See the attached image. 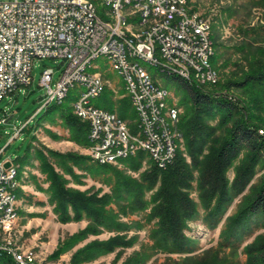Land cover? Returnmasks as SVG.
<instances>
[{
    "label": "trees",
    "instance_id": "16d2710c",
    "mask_svg": "<svg viewBox=\"0 0 264 264\" xmlns=\"http://www.w3.org/2000/svg\"><path fill=\"white\" fill-rule=\"evenodd\" d=\"M253 6L264 8V0H248L247 16ZM223 11L227 12V17L235 12L229 7ZM236 28L240 39L230 49L241 54L247 63L246 69L239 70L241 74L237 77L216 83V87L220 90L233 87L245 99L217 95L213 89L204 90L171 76L186 89V96L180 102L183 112L179 121L184 151L177 150L173 161L165 168L158 167L145 151L140 150L119 159V167L97 163L80 152H60L43 144L35 146L32 128L42 126L44 122L59 124L67 130V136L63 137L44 127L53 139L88 146L87 122L81 121L73 114L72 106L64 105L63 101L42 107L45 108L43 114L32 126L28 120L32 115L25 120L22 128L30 133V141L23 153L14 159L18 164L17 178L25 165L33 166L37 161L38 169L48 182L49 201L58 220L87 221L84 228L69 237L63 249L89 235L115 232L107 239H92L76 249L72 263L92 261L114 251L117 257L120 256L124 248L137 239L136 235L127 238L124 232L144 226L140 220L123 221L121 216L129 218L139 213H144L145 221L152 224L148 233L151 243L135 251L122 264H145L157 252L189 253L195 240L185 233V229L188 221L199 215V206L204 210L206 224L215 228L234 199L239 197L234 212L224 219L215 248L206 250L208 255L205 257L184 255L173 264H264V232L256 234L243 246V263L235 258L237 247L244 234L251 233L252 224L264 227V24L241 22ZM212 45L211 67L222 70L230 63L228 58L222 59L226 47L217 37H212ZM99 96L105 97L104 90ZM122 103L116 106L108 102L101 106L117 113L120 119H126L129 102L123 99ZM258 167L263 171L254 181ZM231 168L234 173L230 179L228 170ZM128 171L137 172L138 176L134 177ZM66 174L70 179L64 176ZM86 177L99 178L108 186V191L101 193V188L94 186L84 191L67 186L71 181L80 184ZM192 191H196L198 201L191 196ZM226 247L229 255L221 254ZM0 264L15 262L11 255L2 254Z\"/></svg>",
    "mask_w": 264,
    "mask_h": 264
},
{
    "label": "built area",
    "instance_id": "2783aa9c",
    "mask_svg": "<svg viewBox=\"0 0 264 264\" xmlns=\"http://www.w3.org/2000/svg\"><path fill=\"white\" fill-rule=\"evenodd\" d=\"M112 1L110 28H103L97 22L94 3L84 0H0V101L31 84L32 62L37 58L65 61L53 84L52 68L42 69L40 85L45 87L46 98L37 110L57 102L61 92H68L75 83L90 85V94L101 93V74L89 76V82H82L79 71L90 58L102 56V50H109L107 58L112 68L119 71L122 79L129 80V87L125 89L138 116L141 144L154 146L151 153L155 155L154 163L165 168L178 149L181 136L173 137V130H176L179 112L173 103L170 117L160 116L161 103L167 96L158 92V85L150 77L130 67V59L133 55H142L167 70H176L168 67V59H181L190 64V69H197L208 83H215L218 74L207 66L211 45L206 31L208 18L189 10L186 0ZM161 8L169 9L168 18H160ZM126 14H138L143 34L131 36L124 32L122 20H126ZM147 44L155 45L159 59H152ZM183 73L189 78V72ZM72 111L87 122L89 144L85 150L91 160L100 164L117 162L119 159L110 158L113 148H123L121 159L136 153L128 140L130 132L124 119L112 117L110 111H99L90 102L72 105ZM96 117H103L104 125H96ZM167 121H174L173 130H166ZM6 162L8 166L4 165ZM13 169H18L14 160L0 161V226L8 228H12L17 219L13 218L14 209L9 208L14 193L10 182ZM2 254L11 255L15 264H34L31 257L19 258L10 243H0Z\"/></svg>",
    "mask_w": 264,
    "mask_h": 264
},
{
    "label": "rangeland",
    "instance_id": "374dc122",
    "mask_svg": "<svg viewBox=\"0 0 264 264\" xmlns=\"http://www.w3.org/2000/svg\"><path fill=\"white\" fill-rule=\"evenodd\" d=\"M90 3H94L97 18L103 22L110 23L109 6L103 4V0H88ZM186 4L189 10H194L196 13L204 14L210 24V39L217 37V39L226 47L223 49V58H228V63L222 70H218L213 67L217 74L218 80L212 84L199 85L204 90H215L217 95L229 96V98L245 99V96L233 87L219 89L216 87V83L225 82L226 78L237 77L241 74V69H246L247 63L243 59L240 53L231 51L230 47L233 44L238 43L240 35L237 32V24L241 22H247L249 25L264 24V8L259 6H253L251 8L250 16L246 14V7L248 6V0H186ZM229 7L235 12L231 17H227V12L223 9ZM127 10H124V13ZM138 21L137 17L126 14V24L135 26ZM125 24V25H126ZM215 35V36H214ZM213 48V45H212ZM214 52V48H213ZM138 65L143 68L147 75L155 82L161 89L168 92L166 98V104L168 106L174 105L178 108L179 118L176 121L175 133H181V137L178 139V149L184 151V140L182 132L179 128L180 116L183 112L180 102H182L186 96V89L176 80L165 76L159 68L145 63L139 58H135ZM135 61V62H136ZM144 62V63H143ZM221 60L219 61V63ZM233 63H236L233 65ZM65 61L61 58L55 60L51 58H37L32 62L31 69V84L24 86L20 90L14 91L11 95L4 97L0 101V161L5 159L14 160L17 156H20L30 141V133L24 132L23 125L26 123V119L32 115L29 120V126H32L34 122L43 114L45 108H41L36 111L46 98L45 87L40 85L41 71L44 67H50L53 70L52 84L58 79L62 69L64 68ZM239 65V66H238ZM240 70V71H239ZM89 71V72H88ZM88 74L100 73L103 80V90L105 97L97 96L96 99L92 98L90 104L105 110L101 106L102 103H112L119 106L123 104L122 101L127 99L129 106L126 108L127 118L124 119L127 123L128 131L134 137H140V129L138 127V116L134 111L133 106L129 100V95L125 90L124 82L115 69L112 68L109 60L105 56H99L98 59H94L91 63V67L87 70ZM102 90V91H103ZM85 92V88L78 83H75L68 90L67 97L63 100L64 105H74L81 95ZM109 111V110H105ZM112 112V111H110ZM117 115V113L112 112ZM7 120H3V118ZM27 120V121H28ZM44 127L56 132L63 137H66L68 132L59 124H49L44 122L42 126L33 127L32 135L34 136L35 146L43 144L47 148L57 150L60 152L76 151L86 154V147H81L75 143L66 139H53L48 133L44 131ZM26 128V127H25ZM261 133L262 130L259 129ZM185 155V153H183ZM34 165H25L23 169L25 173L22 175V181L26 183L22 189L25 193L31 194V190L35 188V191L40 193L31 194V196H37L43 198V201L37 205H30L29 199L23 196L25 202L19 203L18 217L13 225V228L4 227L0 229V243H10L11 249L19 253V258L31 257L34 264H74L72 263V255L79 247L83 246L92 239L104 240L115 234L111 231H103L98 235H89L84 240L76 243L74 246L63 249L65 243L69 237L72 236L79 229L86 226V220L60 222L53 212V205L49 201V194L47 193L48 182L44 179L45 176L38 169L37 161L33 162ZM117 164L118 162L111 163ZM146 166L144 162L143 167ZM142 167V168H143ZM77 173L79 170L74 168ZM58 170V168H56ZM263 169L258 167V172L255 175L254 181L257 180L259 173ZM134 177L138 176L137 172L128 171ZM232 168L228 170V176L231 179L233 176ZM70 179L69 175H64ZM37 177V178H36ZM28 183V184H27ZM34 183L35 186L32 184ZM67 186H71L78 190L84 191L90 187L101 188V193L108 191V186L102 184L99 178L95 180L86 177L83 178L82 183L69 182ZM42 193V194H41ZM191 196L198 201L196 191L191 192ZM18 193L16 200L18 199ZM31 200L34 199L31 197ZM239 201V197L234 199L231 205L228 207L224 217L218 223L215 228H211L206 224L203 218L204 210L199 206V215L191 221H188L187 229L185 233L195 240L193 249L189 253H165L157 252L152 255L145 264H173L184 255H191L195 258L205 257L208 251L214 249L219 240V234L223 227L224 219L227 215L232 214L236 208V204ZM32 203V201H31ZM129 219L140 220L144 226L141 229H129L125 231L126 237L129 238L133 235L137 236L136 241L129 247L124 248L121 255L117 257V252H111L92 261H83L76 264H122L130 255L137 250H142L147 244L151 243L148 237L149 229L152 227L151 223L145 221L144 213L131 215L129 218L121 216V220L128 221ZM251 233L244 234V237L237 247L236 260L243 263L245 260V254L242 252V248L245 244L249 243L253 237L264 232V227L252 224ZM229 248L226 247L221 254L229 255ZM60 251V252H59ZM13 259V258H12Z\"/></svg>",
    "mask_w": 264,
    "mask_h": 264
},
{
    "label": "bare ground",
    "instance_id": "6f19581e",
    "mask_svg": "<svg viewBox=\"0 0 264 264\" xmlns=\"http://www.w3.org/2000/svg\"><path fill=\"white\" fill-rule=\"evenodd\" d=\"M84 2L90 3L88 0H84ZM103 2H105L106 7L109 6V9L113 8V1L112 0H103ZM131 15L137 17V19H138V14H131ZM168 17H169V9L168 8H161L160 9V18H168ZM97 22L100 23L103 28H110L109 22H103L99 18H97ZM125 22H126V20H122V27L124 28L125 33L130 34L131 36H139V34H143L142 21L138 20L136 22L135 26L127 25ZM206 31H207V39L211 43V45L209 46V56L211 58V56L213 55V48H212V42H211L210 35H209L210 24H209L208 20L206 22ZM147 52L152 53V59H159V51H155V45L154 44H147ZM102 56H105L106 58L109 57V50H102ZM98 57L99 56L90 58V61L87 63V65L85 67H82V69L79 71V79H81L82 82H89V76H97L98 75V74H88L87 73V70L91 67L92 61H94V59H96V58L98 59ZM135 58H139V59L143 60L145 63H148L149 65L151 64V65L159 68L161 73H163L167 77L176 76V77L182 78V80H185L189 84L193 83L197 86L202 85V84H205V85L210 84L204 79V77L201 74L197 73V69H190V64L186 61L181 60V59H168V67H173L176 70H179V71H176V70H167V68H164L163 66H158L155 63H153L150 59L146 58L145 56L133 55L132 58L130 59V67L138 70L143 76H148V75L143 70V68L138 65ZM207 66L209 68H212L211 63H210V59H207ZM180 71H182V72H180ZM183 72H189V78ZM117 73H119V71H117ZM123 82H124L125 88L129 87V80L128 79H123ZM81 86H83L85 88V92L81 95L79 100L74 105H87L92 98L96 99V97L100 94V93L90 94V85H81ZM158 92L164 94L165 96L168 95V92L164 89H161L159 86H158ZM67 94H68V92H61L60 99H58V101L55 103H60L61 101L65 100L64 98L67 96ZM165 101H166V99H163V101L161 103L160 116L161 117H170V115L172 113V106H168ZM174 109L178 110V108L175 105H174ZM98 110L99 111H105V110L99 109V108H98ZM134 111H135V109H134ZM112 117H115L116 119H120L117 115H115L113 113H112ZM96 125H104V118L103 117H96ZM173 129H174V121H167L166 130H173ZM173 137H180V135L178 133L176 134L175 131L173 130ZM128 140L133 144V151L134 152H137L139 150L145 151L148 154L149 158L153 162H155V155L151 154V153H154V146L141 144V136L139 138L134 137L130 133H128ZM122 156H123V148H113L110 150V158L121 159ZM173 159L174 158H172V161H173ZM15 170H17V169H13L12 175H10V182L13 183L14 193H13V196L10 197L9 208L14 209L13 210V218H17L15 191H16V188L18 187V184H17V180H16V171ZM0 215H1V207H0ZM4 227L5 226H0V229H2ZM13 252H15V251H13ZM31 262H32V260H31Z\"/></svg>",
    "mask_w": 264,
    "mask_h": 264
},
{
    "label": "crops",
    "instance_id": "0c3cea01",
    "mask_svg": "<svg viewBox=\"0 0 264 264\" xmlns=\"http://www.w3.org/2000/svg\"><path fill=\"white\" fill-rule=\"evenodd\" d=\"M25 170L26 169H23L22 170V172H21V174H20V176L17 178V176H16V180H17V184H18V187H17V189H16V191H15V196L17 195V193H18V199L16 200V211H17V217H18V206H19V203H22V200H23V196H25V198L26 199H29L28 201L30 202V205H37L38 203H39V201H40V203L43 201V198H38L37 196H31V194H35V193H40V192H38V191H35V188L33 189V190H31V194H29V193H25L24 191H23V189H22V187L26 184V183H24L21 179H22V175H23V173H25ZM37 178V177H36ZM28 184V183H27ZM34 186H35V184L34 183H32ZM42 194V193H41ZM33 198L34 199V201L33 200H31L30 198ZM31 201H32V203H31ZM23 202H25L24 200H23Z\"/></svg>",
    "mask_w": 264,
    "mask_h": 264
},
{
    "label": "water",
    "instance_id": "95a60500",
    "mask_svg": "<svg viewBox=\"0 0 264 264\" xmlns=\"http://www.w3.org/2000/svg\"><path fill=\"white\" fill-rule=\"evenodd\" d=\"M5 121H6V120H5ZM4 165H5V166H8V165H9V163H8V162H6Z\"/></svg>",
    "mask_w": 264,
    "mask_h": 264
}]
</instances>
